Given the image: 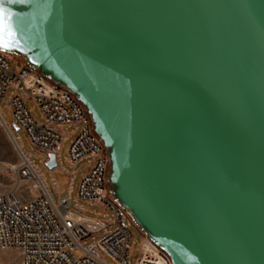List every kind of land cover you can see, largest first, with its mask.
<instances>
[{
    "label": "water",
    "instance_id": "95a60500",
    "mask_svg": "<svg viewBox=\"0 0 264 264\" xmlns=\"http://www.w3.org/2000/svg\"><path fill=\"white\" fill-rule=\"evenodd\" d=\"M0 7V50L84 106L112 197L172 264H264V0Z\"/></svg>",
    "mask_w": 264,
    "mask_h": 264
},
{
    "label": "built area",
    "instance_id": "2783aa9c",
    "mask_svg": "<svg viewBox=\"0 0 264 264\" xmlns=\"http://www.w3.org/2000/svg\"><path fill=\"white\" fill-rule=\"evenodd\" d=\"M15 58L0 51V104H7L12 124L41 154L44 164L53 154L58 167V153L65 139L60 129L74 128L67 162L71 167L80 163L86 170L76 200L93 204L102 212L90 217L82 213L83 209H71L66 199L58 197L53 181L56 201L0 110V119L26 159L16 171L18 179L30 182L29 190L34 193L25 199L16 190L0 191V251H14L19 264H110L108 259L114 264H172L144 233L140 234L138 255L131 261L133 222L110 193L109 156L89 114L68 89ZM27 102L37 108L39 119L32 115ZM66 174L70 193L74 173Z\"/></svg>",
    "mask_w": 264,
    "mask_h": 264
},
{
    "label": "rangeland",
    "instance_id": "374dc122",
    "mask_svg": "<svg viewBox=\"0 0 264 264\" xmlns=\"http://www.w3.org/2000/svg\"><path fill=\"white\" fill-rule=\"evenodd\" d=\"M6 54L12 56L13 58L16 57L15 58L16 60H18L22 64L29 66L22 57H17L12 53H6ZM27 106L30 112L32 113V115L37 119H39V112L37 108L31 102H27ZM0 110L4 121L11 127L14 136L16 138H19L21 149L23 150L24 153L29 155V160L34 165H36L41 176L43 177L46 186H48L51 189L52 193L54 194L55 200L57 201L58 198L55 193V189L52 185L53 181L56 182L58 197L60 199H66L69 202L71 209L77 210L79 212L81 211V209H83L84 211L82 213L90 217L99 216L98 213L102 212L100 208L94 206L93 204L76 200L78 184L80 182L82 175L86 170L81 168L82 164L80 163L74 167H71L67 162V150L73 140V136L71 135V133L74 131V128L72 126H63L60 129V131L65 136V139L62 141L58 153L60 157V162L58 164V167L49 170L42 161L41 154L36 152L31 147L24 134L20 130L15 131L13 129L12 118L9 113L7 104L2 102L0 104ZM21 163L22 161L19 158L18 154L16 153L9 136L7 135L4 128L0 125V191L5 192V191L16 190L18 193H20L23 196V198L30 199L34 195V193L30 192L29 190V186L32 184L25 180L18 179V176L16 174V171ZM66 173L68 174L74 173L70 193L68 192L69 179ZM131 230L133 233V238H132V251H131L130 259L131 261H133L138 255L139 241L141 237L140 234H143V232L138 228L135 222L131 224ZM88 243L89 241L86 242L85 245H87ZM108 262L110 264H114L109 259ZM0 264H19V259L17 254L12 250H7L5 252L0 251Z\"/></svg>",
    "mask_w": 264,
    "mask_h": 264
},
{
    "label": "snow or ice",
    "instance_id": "6c2138e0",
    "mask_svg": "<svg viewBox=\"0 0 264 264\" xmlns=\"http://www.w3.org/2000/svg\"><path fill=\"white\" fill-rule=\"evenodd\" d=\"M10 21L11 15L5 14L4 9L0 7V47H6L8 41L14 36Z\"/></svg>",
    "mask_w": 264,
    "mask_h": 264
},
{
    "label": "bare ground",
    "instance_id": "6f19581e",
    "mask_svg": "<svg viewBox=\"0 0 264 264\" xmlns=\"http://www.w3.org/2000/svg\"><path fill=\"white\" fill-rule=\"evenodd\" d=\"M6 126V125H5ZM3 127V126H2ZM7 127V126H6ZM4 128V127H3ZM5 130V129H4ZM6 131V130H5ZM7 133V131H6ZM7 135L9 136L13 146H14V149L16 151V153L18 154L19 158L21 159L22 162H26V159H25V156L24 154L21 153L20 149H19V145L17 144V142L14 140L13 136L11 137L9 135V133H7ZM12 135V134H11Z\"/></svg>",
    "mask_w": 264,
    "mask_h": 264
},
{
    "label": "flooded vegetation",
    "instance_id": "af4514ba",
    "mask_svg": "<svg viewBox=\"0 0 264 264\" xmlns=\"http://www.w3.org/2000/svg\"><path fill=\"white\" fill-rule=\"evenodd\" d=\"M13 55H15V54H13ZM15 56H17V57H22V56H18V55H15ZM23 58V57H22ZM24 59V58H23Z\"/></svg>",
    "mask_w": 264,
    "mask_h": 264
},
{
    "label": "trees",
    "instance_id": "16d2710c",
    "mask_svg": "<svg viewBox=\"0 0 264 264\" xmlns=\"http://www.w3.org/2000/svg\"><path fill=\"white\" fill-rule=\"evenodd\" d=\"M110 193H111V191H110Z\"/></svg>",
    "mask_w": 264,
    "mask_h": 264
}]
</instances>
